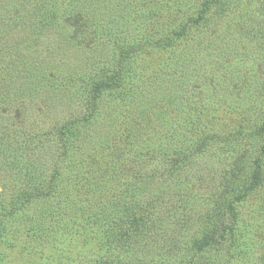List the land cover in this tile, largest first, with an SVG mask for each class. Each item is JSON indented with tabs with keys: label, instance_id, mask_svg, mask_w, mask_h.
Masks as SVG:
<instances>
[{
	"label": "rangeland",
	"instance_id": "374dc122",
	"mask_svg": "<svg viewBox=\"0 0 264 264\" xmlns=\"http://www.w3.org/2000/svg\"><path fill=\"white\" fill-rule=\"evenodd\" d=\"M66 1L0 0V202L8 209L55 177L13 224L10 264H205L191 246L228 200L223 225L234 233L218 264H264V182L238 201L247 183L225 188L236 157L264 158V0H229L217 19L209 7L199 42L144 50L93 107L88 79L105 76L114 51L164 35L203 0ZM164 1L171 18L148 22L149 7ZM207 133L216 137L192 147ZM86 169L88 180L75 177ZM131 200L149 209L133 213ZM37 224L56 233L38 237Z\"/></svg>",
	"mask_w": 264,
	"mask_h": 264
},
{
	"label": "trees",
	"instance_id": "16d2710c",
	"mask_svg": "<svg viewBox=\"0 0 264 264\" xmlns=\"http://www.w3.org/2000/svg\"><path fill=\"white\" fill-rule=\"evenodd\" d=\"M67 4H69L73 9L78 8L79 0H67ZM229 0H203V3L201 7L198 8L197 14H194L191 10V6H189L187 10V15L183 14V16L178 17L176 20H173L169 24V28L167 31L163 32L164 35H160L157 39L151 40L146 39L145 37L142 39V41L137 43H131L129 47L123 48L121 51H114L113 56V64L109 71L105 72V76L99 79L92 78L89 81L92 82L93 86H91L87 90L86 95V106L93 107L96 103V100L99 98L100 93L103 91V89L110 88L114 84L122 86L125 78L130 76L131 72L133 71V67L131 66V63L133 60L139 56L140 53H142L144 50L150 51L151 47L161 44V46L165 47H171V46H179L182 48V45L186 40H196V42L199 40V37H201V33H203L206 28L210 25V12L209 7L214 6V18L217 19V17H221L220 15L224 11L223 9L225 6H227L229 3ZM66 4V5H67ZM173 4V3H172ZM171 3L164 1L160 2L159 5L156 6L155 10H152L151 7H149L148 13L146 14V20L150 23L152 22H158L162 18H165L168 16V14L172 11ZM71 8V9H72ZM53 12H55L53 10ZM186 12V11H185ZM57 15V13L55 12ZM153 24V23H152ZM199 42V41H198ZM142 49V51H141ZM84 81L87 82L86 77H84ZM131 81V80H130ZM129 89V88H128ZM127 90V93L130 94L133 92V89ZM203 113L199 116H197L192 122H196L197 120H202ZM207 124V122H210L209 125L212 127L214 126V122L210 121L209 118L203 120ZM64 135V130H63ZM214 137H216L215 134H209L202 138L201 140H195L194 142L190 141V144L192 147L194 146H200L203 147L207 144L208 140H213ZM190 139V138H189ZM63 143H65L64 140H62ZM184 145V144H182ZM190 145V146H191ZM264 150V147H263ZM187 152L177 150V157L178 160H188L189 157H186ZM190 153V152H189ZM2 154V151L0 149V155ZM190 155V154H189ZM264 160V158H260V156H254L251 160H249V163H245L248 159L244 156L236 157L233 163V166L231 167L230 176L225 181V188L226 191L230 192L231 190H237L241 185H244L247 183V185L244 187L243 191H238V193H233L236 200L245 197V194L248 190H252L255 188L256 184H260L264 182V173L261 169L260 160ZM247 167L250 168V175L248 176V179H244L246 176H242L241 173H243L246 170ZM76 178L79 177L80 180H88L89 178V172L88 169L79 172L78 175L75 176ZM55 177L47 181L46 185H36L32 187L31 189L35 191L36 195H34L33 191H24L22 194L17 195V197L12 200V203H10V207L8 209H5L0 202V264H10L12 262V256L8 254L11 249H15L16 247V241H17V232L18 228L13 227V224H17V226L21 223L20 219L26 218V206H30L31 202L38 197V194L41 193V195L49 196V193L51 192V186L54 183ZM41 185V186H40ZM58 187V185L56 184ZM58 194V193H57ZM56 194V195H57ZM224 195V194H223ZM225 196V195H224ZM243 197V198H244ZM227 199V197H226ZM60 200V199H57ZM137 203L135 207H130L129 210L131 212H137L138 209H149L147 206H141V202L139 201H130V203ZM229 203H226L225 201H222L221 203H218L211 213V217L209 218V224L206 225L204 230L202 231V235L199 238H196L195 241L192 244V248L202 254L204 252L207 254L206 260L203 261L205 264H218L219 263V256L217 254V250H219L220 245H222L223 241L226 240V232L230 233L231 236H233V229L230 228V226L223 225V217L224 213L227 210H232L234 208L233 203H231L228 200ZM26 206L24 207V205ZM234 212V211H233ZM143 213V212H142ZM135 216V215H132ZM139 216H141L139 214ZM119 217V216H117ZM142 219V218H141ZM49 226L53 229L52 223L48 222ZM49 226H40L37 224L32 230L34 234L37 236L39 235H47L52 237L54 235V232H58L60 230H63V227L58 228L54 232H52V229L49 228ZM122 227V224L117 227L118 231ZM129 227V224H128ZM55 232V233H56ZM114 235H117L116 233H113ZM38 236V237H39ZM230 236V237H231ZM229 237V236H228ZM232 248L237 249L236 254L238 252L242 251L243 246L239 242V246L237 248V237L230 238ZM240 241V239H239ZM245 246V243H244ZM211 250H214L213 252ZM28 253V252H27ZM219 253V252H218ZM4 256H8L10 259L4 260ZM103 262V261H102ZM202 263V262H201ZM87 264V263H85ZM117 264H138L136 262H125V263H117ZM187 264V263H185ZM191 264V263H190Z\"/></svg>",
	"mask_w": 264,
	"mask_h": 264
}]
</instances>
